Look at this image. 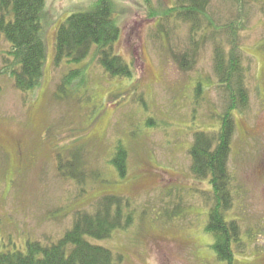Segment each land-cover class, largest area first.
I'll use <instances>...</instances> for the list:
<instances>
[{"label": "rangeland", "instance_id": "obj_1", "mask_svg": "<svg viewBox=\"0 0 264 264\" xmlns=\"http://www.w3.org/2000/svg\"><path fill=\"white\" fill-rule=\"evenodd\" d=\"M93 1H45L44 77L32 95L0 77V247L24 251L28 241L55 243L77 211L110 194L127 201L130 224L107 239L87 240L120 264H224L206 232L209 185L191 175L188 151L194 133L217 131L227 108L213 43L221 40L228 49L224 30L232 24L248 98L233 113V205L225 217L241 231L235 264H264V0H206L202 24L209 31L203 42L196 36L194 63L183 69L178 60L190 51L189 27L160 16L175 0H112L120 31L114 52L130 65L132 78L110 79L90 62L80 91L56 99L63 75L79 66L54 67L56 31ZM7 46L0 35V68ZM117 144L127 153L123 178L109 164ZM74 150L87 175L84 193L56 170L55 158L69 160Z\"/></svg>", "mask_w": 264, "mask_h": 264}, {"label": "trees", "instance_id": "obj_2", "mask_svg": "<svg viewBox=\"0 0 264 264\" xmlns=\"http://www.w3.org/2000/svg\"><path fill=\"white\" fill-rule=\"evenodd\" d=\"M45 1L0 0V35L8 45L3 53L0 77L12 80L15 89L23 96L32 95L44 77L46 45L42 18ZM113 4L112 0H95L89 10L69 15L58 27L54 67L58 68L63 63L79 66L63 75L54 93L56 99L67 100V93L71 96L80 91V86L86 83L90 62L96 63L110 79L132 78L130 65L114 52L120 31L113 16ZM205 9L206 0H175L173 6L160 14L165 19L189 27L190 51L178 60L182 69L187 62L194 63L198 45L196 36L200 35L203 42L209 31L207 25L202 24ZM231 25L224 30L231 39H228V49L221 40L213 43L214 71L219 88L227 100V108L219 117L217 131L194 133L188 151L191 175L197 180L207 181L209 185V191L204 195L208 205L206 232L213 239L212 249L217 260L224 264H235V250L242 252L243 249L238 222L227 220L225 215L233 205L232 176L228 169L235 130L233 113L243 110L248 98L246 69L241 65V49L237 47L235 28ZM199 91L200 86L197 85L195 93ZM126 154L125 148L117 144L109 163L121 178L126 175ZM55 159L61 178L75 181L81 187L80 193L86 192L87 175L80 168L79 151L74 150L69 160L64 155ZM88 176L94 179L96 174L90 172ZM125 206L128 203L120 196L100 195L90 209L74 214L72 227L55 243L42 245L38 241H28L24 251L0 247V264H120L121 258H115L104 247L89 243L87 238L104 240L115 230L130 224V217L124 216Z\"/></svg>", "mask_w": 264, "mask_h": 264}]
</instances>
